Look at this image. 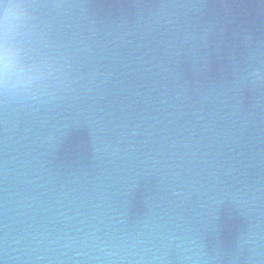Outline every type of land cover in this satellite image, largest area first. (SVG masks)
Listing matches in <instances>:
<instances>
[{"label":"water","instance_id":"1","mask_svg":"<svg viewBox=\"0 0 264 264\" xmlns=\"http://www.w3.org/2000/svg\"><path fill=\"white\" fill-rule=\"evenodd\" d=\"M25 6L0 264H264V0Z\"/></svg>","mask_w":264,"mask_h":264},{"label":"clouds","instance_id":"2","mask_svg":"<svg viewBox=\"0 0 264 264\" xmlns=\"http://www.w3.org/2000/svg\"><path fill=\"white\" fill-rule=\"evenodd\" d=\"M25 0H0V91L17 94L30 88L36 70L23 64L16 37L27 20Z\"/></svg>","mask_w":264,"mask_h":264}]
</instances>
